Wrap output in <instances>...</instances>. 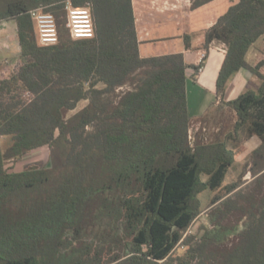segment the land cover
I'll return each mask as SVG.
<instances>
[{"label": "trees", "instance_id": "16d2710c", "mask_svg": "<svg viewBox=\"0 0 264 264\" xmlns=\"http://www.w3.org/2000/svg\"><path fill=\"white\" fill-rule=\"evenodd\" d=\"M68 1L90 6L93 37L70 36ZM38 7L56 16L57 44H39ZM4 20L21 50L15 67L0 57V264H264V59L246 58L264 37V0H239L205 32L206 47L227 46L218 96L243 68L260 84L212 108L233 124L193 143L210 111L188 113L182 53L140 55L132 0H0ZM243 135L261 142L225 184ZM41 147L49 166H9ZM206 190L221 191L211 226L186 235Z\"/></svg>", "mask_w": 264, "mask_h": 264}, {"label": "crops", "instance_id": "0c3cea01", "mask_svg": "<svg viewBox=\"0 0 264 264\" xmlns=\"http://www.w3.org/2000/svg\"><path fill=\"white\" fill-rule=\"evenodd\" d=\"M238 1L132 0L140 42V55L151 57L182 53L185 62L189 65L187 69L188 113L193 120L206 115L208 111L223 104L224 101L235 99L250 88H257L260 84L259 78L253 72L243 68L229 80L224 96H218L217 93V80L226 57L227 46L224 43L213 42L206 47L205 32ZM197 3L200 5L197 6ZM0 29L3 34L0 39L5 40L7 45L0 48L2 51L0 57L12 59L11 66L15 67L20 62L21 50L18 24L15 20L0 21ZM204 51L206 52L204 69L195 73L193 66L199 64ZM246 58L252 65L264 59V37L252 45ZM261 71L264 73V67ZM256 137L252 139L255 140ZM1 140L4 138L0 137ZM256 141L258 146L261 141L260 139Z\"/></svg>", "mask_w": 264, "mask_h": 264}, {"label": "rangeland", "instance_id": "374dc122", "mask_svg": "<svg viewBox=\"0 0 264 264\" xmlns=\"http://www.w3.org/2000/svg\"><path fill=\"white\" fill-rule=\"evenodd\" d=\"M2 52V51H0ZM12 60V59H10ZM87 101H81L78 105V109H80L84 104H86ZM227 110V109H226ZM213 109L210 111L208 117L206 120H203L202 122L194 123L192 130L193 136L196 138H204L207 139L208 137H212L214 134H217L222 131L223 128H228L229 125L233 124L234 121V115L226 111ZM216 117L214 120L213 118ZM199 126V128H197ZM205 127V128H204ZM256 140H259L258 137H256L255 140L252 138L248 139L245 135L242 136V141L240 143L239 147V159H237L234 164L229 169L225 184L234 182L240 178L241 173L245 169L246 164L251 160V154L252 151L257 147ZM5 141L1 140L0 145H4ZM249 146L246 148V146ZM50 150L48 147H43L42 149L35 150L31 152L30 154L26 155L25 157L19 159V161L10 163V167L13 170H24L29 168L33 165L38 166H49L50 165ZM254 177L252 176L251 172L245 173L242 180L246 183L252 181ZM218 192H213L211 190H206L203 193L199 195L200 199L202 200L203 208L206 209L204 212H202L201 215H199L196 220L193 222V224L190 226L188 231L186 232V235L189 234H198L201 231L202 226H211L207 219L206 211L209 210L210 200L211 198ZM185 250L183 246H180L176 249L175 253L180 254Z\"/></svg>", "mask_w": 264, "mask_h": 264}, {"label": "built area", "instance_id": "2783aa9c", "mask_svg": "<svg viewBox=\"0 0 264 264\" xmlns=\"http://www.w3.org/2000/svg\"><path fill=\"white\" fill-rule=\"evenodd\" d=\"M65 8L67 27L73 39L91 38L95 35V25L90 6L77 7L68 1ZM30 15L35 22L39 44L46 46L57 44L59 42L60 33L58 21L54 13L45 11L43 7H38L32 9ZM2 35L0 29V38ZM4 47H7L6 41L0 39V48ZM205 58L206 52L204 51L197 65V72L195 71V73L201 72L204 69ZM197 128H199V126ZM189 133L190 140L193 143L196 137L193 136L191 129Z\"/></svg>", "mask_w": 264, "mask_h": 264}]
</instances>
